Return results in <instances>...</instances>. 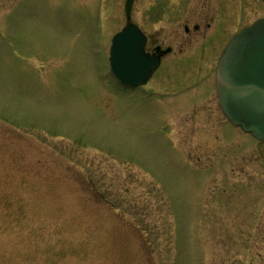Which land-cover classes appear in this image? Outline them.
<instances>
[{"label":"rangeland","instance_id":"rangeland-1","mask_svg":"<svg viewBox=\"0 0 264 264\" xmlns=\"http://www.w3.org/2000/svg\"><path fill=\"white\" fill-rule=\"evenodd\" d=\"M124 3L0 0V264H264V142L225 120L213 89L264 0H134L130 22L163 47L198 14L209 23L148 83L206 82L185 108L115 83Z\"/></svg>","mask_w":264,"mask_h":264},{"label":"water","instance_id":"water-1","mask_svg":"<svg viewBox=\"0 0 264 264\" xmlns=\"http://www.w3.org/2000/svg\"><path fill=\"white\" fill-rule=\"evenodd\" d=\"M134 0H125L126 25L113 36L109 66L114 78L127 88L147 83L159 57L144 52L146 38L130 22ZM219 107L227 121L264 142V17L234 34L216 67Z\"/></svg>","mask_w":264,"mask_h":264},{"label":"flooded vegetation","instance_id":"flooded-vegetation-1","mask_svg":"<svg viewBox=\"0 0 264 264\" xmlns=\"http://www.w3.org/2000/svg\"><path fill=\"white\" fill-rule=\"evenodd\" d=\"M201 12V11H200ZM198 17L196 19V24L194 23L192 26V30H190L189 27V23L190 22H186V24L184 25L183 28V40L182 42H178L176 44H167L165 47L164 44H162L161 42H159V39H157L158 35L156 36V41L155 42H151V37L147 34H145L146 36V45H145V53L151 57V58H157L159 57V55L161 54V52H165L163 53V55H161L159 57V64L157 66V68L154 70V72L151 74L148 82L141 87L138 88H134V89H129L128 91L130 93H132L131 95H133L135 92H137L140 95V99H138L137 97H131V98H137L136 100L139 101L140 103H145L148 101H152L150 102V104H152V107L156 106L155 102L153 101V99L155 98V100L159 99V98H163V95H169L171 97H179V103H181L182 107L181 108H185V107H189V106H194L195 103H200L204 101V98L207 97V83H203L200 85L201 80H195V81H191L190 83H188L187 85L180 87V89L178 91H159V90H154V89H149L148 88V83L150 81V79L152 78V76L154 75L155 72H157L161 65L163 60H165L166 58H168L169 56H171L172 54H174L173 50L175 49L174 47L177 46L178 51L174 50L176 53H182L186 47L192 43V41L194 42V40H197L198 38H200L201 36H199L200 33V28L201 26H205V28H209V23L206 24V22H204L201 19V14H198ZM203 21V22H202ZM204 24V25H203ZM206 24V25H205ZM204 29V28H203ZM178 34L176 33V31L174 32V37H177ZM153 48L150 49L151 44H153ZM169 50V51H168ZM215 67L213 68L214 71V80H213V89L215 91V96H216V88H215ZM191 89H195V92L187 94L185 96L184 91H191ZM179 93H183V96H179ZM217 99V98H216ZM175 101V100H174ZM218 103V102H217ZM176 105V104H175ZM170 111V113L172 114L171 110H173L175 108L174 105H172L170 108L168 105H166V102L164 105H160V108H166Z\"/></svg>","mask_w":264,"mask_h":264}]
</instances>
